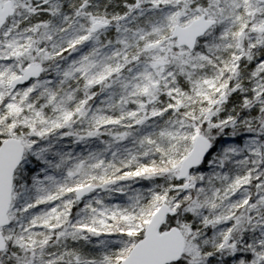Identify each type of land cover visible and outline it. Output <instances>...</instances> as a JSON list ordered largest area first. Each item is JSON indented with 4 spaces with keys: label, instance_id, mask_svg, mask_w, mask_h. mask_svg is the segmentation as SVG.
<instances>
[{
    "label": "snow or ice",
    "instance_id": "obj_1",
    "mask_svg": "<svg viewBox=\"0 0 264 264\" xmlns=\"http://www.w3.org/2000/svg\"><path fill=\"white\" fill-rule=\"evenodd\" d=\"M0 264H264V0H0Z\"/></svg>",
    "mask_w": 264,
    "mask_h": 264
}]
</instances>
